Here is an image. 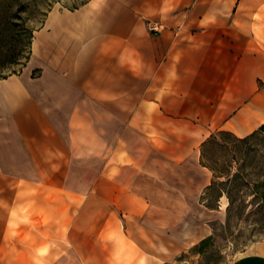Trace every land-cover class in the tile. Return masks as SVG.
<instances>
[{
  "label": "crops",
  "instance_id": "obj_1",
  "mask_svg": "<svg viewBox=\"0 0 264 264\" xmlns=\"http://www.w3.org/2000/svg\"><path fill=\"white\" fill-rule=\"evenodd\" d=\"M263 124L264 0L53 10L0 82V238H66L60 264H165L210 237L175 214L212 179L200 145ZM232 264H264V242Z\"/></svg>",
  "mask_w": 264,
  "mask_h": 264
},
{
  "label": "rangeland",
  "instance_id": "obj_2",
  "mask_svg": "<svg viewBox=\"0 0 264 264\" xmlns=\"http://www.w3.org/2000/svg\"><path fill=\"white\" fill-rule=\"evenodd\" d=\"M86 1L13 0L16 52L20 50V55L16 64L3 63V55L9 44L3 45L0 54V82L17 74L25 64L30 55L33 33L42 27L50 12L58 9L73 10ZM239 150L247 154L243 163L244 181L233 192L234 204L229 220L226 197L219 200L217 210L209 213L202 208L204 205L200 201L194 203L192 196L188 195L190 210L175 212L182 217L179 221L184 224L181 230L188 228L186 226L196 229L206 227L211 240L202 248L201 254H198V248L191 247L165 264H232L254 244L264 242V201L261 196L264 192V135L255 134L246 144L239 146ZM28 239L0 238V264H60L59 257L66 249V238H36V244H32L35 250L33 247L30 249ZM48 248L50 257L46 259L44 254Z\"/></svg>",
  "mask_w": 264,
  "mask_h": 264
},
{
  "label": "trees",
  "instance_id": "obj_3",
  "mask_svg": "<svg viewBox=\"0 0 264 264\" xmlns=\"http://www.w3.org/2000/svg\"><path fill=\"white\" fill-rule=\"evenodd\" d=\"M12 1L0 0V54L3 45L9 44L2 59L5 64H16L17 57L20 55V50L16 52V23L14 22ZM257 133L264 135V124L257 132L245 138H237L228 131H217L200 145V165L212 175L210 184L200 197V203L208 210H217L219 200L226 197L228 200L227 220L233 211V192L240 188L244 181L243 163L246 161L245 155L247 154L244 151H238V148L246 144ZM237 164L238 166H236ZM234 168L235 171H233ZM261 196L264 201V192ZM210 240L211 236L194 246L199 249L198 254H201L202 248Z\"/></svg>",
  "mask_w": 264,
  "mask_h": 264
}]
</instances>
